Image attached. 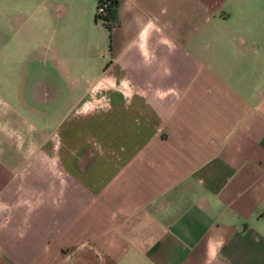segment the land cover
Instances as JSON below:
<instances>
[{
	"label": "crops",
	"instance_id": "1",
	"mask_svg": "<svg viewBox=\"0 0 264 264\" xmlns=\"http://www.w3.org/2000/svg\"><path fill=\"white\" fill-rule=\"evenodd\" d=\"M97 1L0 0V264H264V0Z\"/></svg>",
	"mask_w": 264,
	"mask_h": 264
},
{
	"label": "rangeland",
	"instance_id": "2",
	"mask_svg": "<svg viewBox=\"0 0 264 264\" xmlns=\"http://www.w3.org/2000/svg\"><path fill=\"white\" fill-rule=\"evenodd\" d=\"M97 22L100 23L102 21L98 20ZM11 34L12 33L0 31V40L3 39V43L0 41V114L2 107H4L3 104L19 109L20 87L23 91H25V88L31 86V83H33V81L20 80V46H18V44L16 46V42L13 40H9V43L6 42V40L11 39L9 36ZM32 67L33 65L29 64L26 71L32 70ZM82 91L83 89L78 92H74L72 96L67 97H48L58 100V104L55 106L57 108L56 111L53 110L55 108L53 106L48 108V111H42V108L37 107L40 110L37 115L38 117H36L35 114L32 115L28 112L23 113L21 116H24V119L30 122L35 129L47 132L49 128H51L50 124L58 122L68 115L65 111L66 109L69 110L80 103V101L84 98L81 95ZM49 105L51 106V101H49ZM8 122H15V118L11 117V114H8L5 121L3 120V125L5 126L6 124H9ZM45 122H47L46 125H44ZM3 125L0 120V128ZM1 135L2 132L0 130V136Z\"/></svg>",
	"mask_w": 264,
	"mask_h": 264
},
{
	"label": "built area",
	"instance_id": "3",
	"mask_svg": "<svg viewBox=\"0 0 264 264\" xmlns=\"http://www.w3.org/2000/svg\"><path fill=\"white\" fill-rule=\"evenodd\" d=\"M114 4L115 0H98L94 7V19L103 22L107 18V14Z\"/></svg>",
	"mask_w": 264,
	"mask_h": 264
}]
</instances>
